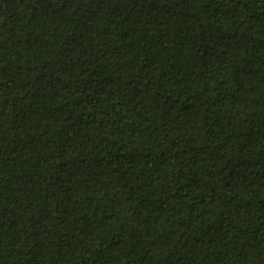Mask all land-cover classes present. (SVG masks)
<instances>
[{
  "label": "trees",
  "instance_id": "16d2710c",
  "mask_svg": "<svg viewBox=\"0 0 264 264\" xmlns=\"http://www.w3.org/2000/svg\"><path fill=\"white\" fill-rule=\"evenodd\" d=\"M0 264H264V0H0Z\"/></svg>",
  "mask_w": 264,
  "mask_h": 264
}]
</instances>
